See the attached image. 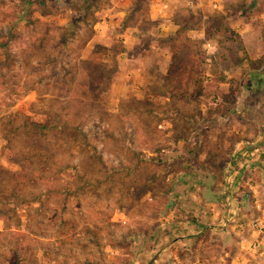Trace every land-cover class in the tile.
I'll return each instance as SVG.
<instances>
[{
    "label": "rangeland",
    "instance_id": "obj_1",
    "mask_svg": "<svg viewBox=\"0 0 264 264\" xmlns=\"http://www.w3.org/2000/svg\"><path fill=\"white\" fill-rule=\"evenodd\" d=\"M103 4L0 0V264H156L151 234L172 215V182L206 162L185 153L211 155L220 170L218 99L253 98L241 94L244 81L221 85L216 75L264 67V0L229 4L227 14L244 11V36L227 16L209 20L207 40L181 34L175 65L148 82L137 61L159 54L96 28L110 19ZM137 22L148 44L154 23ZM206 57L215 77L202 80ZM220 254L213 264H264V247L237 262ZM188 255L174 264H195Z\"/></svg>",
    "mask_w": 264,
    "mask_h": 264
},
{
    "label": "crops",
    "instance_id": "obj_2",
    "mask_svg": "<svg viewBox=\"0 0 264 264\" xmlns=\"http://www.w3.org/2000/svg\"><path fill=\"white\" fill-rule=\"evenodd\" d=\"M232 1L237 2L102 0L103 7L106 8L104 14L110 16V19L104 23L98 17L95 27L101 26L100 31L104 26L105 30L119 32L122 38H126L123 43L132 45L128 49L141 45L152 46L150 48L159 54V59L152 61L153 65H150V51L146 49L137 61L143 62L139 74L144 82H148L157 78V72L164 75L170 71L174 61L176 62L174 56L178 53L177 49H180L179 45L161 44V38H178L187 33L188 38L207 40L209 20L224 16L231 22L232 30L240 31V23L236 24V20L244 11L240 9L230 14L225 13ZM138 3L146 4L145 13L139 9ZM101 9L95 14L99 15ZM132 18L138 22L144 18L154 23L148 44H145L140 26L130 23ZM73 19L74 15L67 24L71 25ZM240 34L244 36L241 31ZM211 59L212 57H206L205 61H198L203 68L199 73L202 80L215 77L214 72L208 69ZM150 67H154L155 71L150 73ZM216 77L226 80L221 85L229 80L244 81L245 87H241V94L244 98H253L243 105L237 101L233 106L228 104L226 93L218 99L220 106L226 108L224 112H227L219 114L218 123H221L219 127L224 139L215 154L216 158L224 162L221 169H217L218 172L209 162L211 155H198L193 150L185 153L188 160L206 162H200L197 166L186 165V169L180 171L172 182V215L160 219L163 220L162 223L151 234L152 243H156L153 250L157 253L156 264H169L165 260L174 264V261H180L189 253L196 255L198 260L195 264H213L215 253L222 250L223 254L227 249L231 252V259L237 262L244 252L252 253L264 247V67H250L247 73L238 69L224 70L217 73ZM242 109L244 115L241 114ZM228 117L232 120L231 124L226 120ZM240 222L244 223V228L240 227Z\"/></svg>",
    "mask_w": 264,
    "mask_h": 264
},
{
    "label": "trees",
    "instance_id": "obj_3",
    "mask_svg": "<svg viewBox=\"0 0 264 264\" xmlns=\"http://www.w3.org/2000/svg\"><path fill=\"white\" fill-rule=\"evenodd\" d=\"M139 4L141 5V3H138V5H139ZM139 7H140V6H139ZM139 9H140V8H139ZM214 20H217V21H215V22H217V23L214 22V23H213V26H218L217 24L221 23V21H220L221 18L214 19ZM214 20H212V21H214ZM208 30H209V29H208ZM67 34H68V32H67ZM185 35H186V33H185ZM180 36H181V35H180ZM171 39H172L171 41L173 42V44L176 45V47L180 44V43L177 42L178 39H179V37H178V38H176V37H172ZM171 41H170V42H171ZM173 44H172V45H173ZM179 46H180V45H179ZM176 54H178V53H176ZM176 54H175V56H174L175 58H176ZM175 60H176V59H175ZM175 63H176V62L174 61V63L172 64V66L175 65ZM183 65L186 66V63H184L183 61H181V66H183ZM199 67L201 68V64H199ZM218 81H219V83H221V82H225L226 80H225L224 78H219ZM216 101H217V100H216ZM41 127H42V128H45V129L48 128L47 126H41Z\"/></svg>",
    "mask_w": 264,
    "mask_h": 264
},
{
    "label": "built area",
    "instance_id": "obj_4",
    "mask_svg": "<svg viewBox=\"0 0 264 264\" xmlns=\"http://www.w3.org/2000/svg\"><path fill=\"white\" fill-rule=\"evenodd\" d=\"M231 220H232V218H231ZM240 227L244 228V223L243 222H240Z\"/></svg>",
    "mask_w": 264,
    "mask_h": 264
}]
</instances>
